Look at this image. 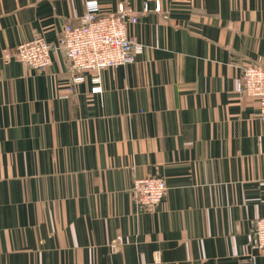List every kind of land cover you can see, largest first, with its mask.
<instances>
[{
    "label": "crops",
    "instance_id": "1",
    "mask_svg": "<svg viewBox=\"0 0 264 264\" xmlns=\"http://www.w3.org/2000/svg\"><path fill=\"white\" fill-rule=\"evenodd\" d=\"M97 1L137 11L144 46L101 93L60 52L44 71L3 59L56 44L86 0H0V264H264V119L237 92L264 65V0ZM144 177L168 186L152 213L131 192Z\"/></svg>",
    "mask_w": 264,
    "mask_h": 264
},
{
    "label": "built area",
    "instance_id": "2",
    "mask_svg": "<svg viewBox=\"0 0 264 264\" xmlns=\"http://www.w3.org/2000/svg\"><path fill=\"white\" fill-rule=\"evenodd\" d=\"M155 6L160 12V2ZM85 9L77 23L64 25L56 44L37 37L5 49L4 61L18 60L29 70L44 71L52 64V55L60 52L68 62L71 83L78 85L85 81V74L94 72L93 92L101 93V72L135 64L137 56L143 53L144 46L136 43L128 33V28L138 23L139 14L124 3H119L113 12H104L97 0H86ZM144 11H148L147 5ZM237 92L257 100L264 119L263 64H246L238 80ZM167 191L166 181L154 177L135 179L131 190L137 209L148 213L154 212L163 202ZM255 222L252 247L264 258V218ZM252 260L255 264L256 258Z\"/></svg>",
    "mask_w": 264,
    "mask_h": 264
}]
</instances>
